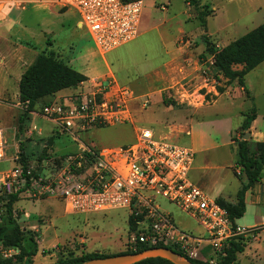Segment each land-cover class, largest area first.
Masks as SVG:
<instances>
[{"label":"rangeland","instance_id":"374dc122","mask_svg":"<svg viewBox=\"0 0 264 264\" xmlns=\"http://www.w3.org/2000/svg\"><path fill=\"white\" fill-rule=\"evenodd\" d=\"M10 8L14 27L10 28L8 41L33 55L25 63L9 59L11 53L5 51L0 37V129L6 139V158L14 148L19 152L20 144L30 166L42 160L43 152V159L51 163L77 152L72 135L38 113L44 103L58 100L85 81L38 100L26 120H20L28 105L19 99L22 74L40 52L53 51L86 81L103 76L109 67L117 83L128 86L137 98L130 103L131 123L79 132L75 135L79 143L99 149L116 148L133 143L137 128L150 129L155 136L192 148L195 156L189 179L209 198L236 203L240 180L245 177L230 167L238 142H250L251 130L244 138L247 132L243 134L240 129L245 116L255 114L257 141L264 142V61L246 74L244 92L236 81L217 74L213 58L205 51L203 35L218 48L227 46L264 23V0H196L192 6L186 0H143L138 38L103 56L88 32L76 27L79 16L75 11L61 9L53 0H0V13ZM198 12L205 17L206 31ZM4 51L5 55L1 54ZM234 69L240 70L241 66ZM145 101L148 104L142 107ZM33 126L37 131L26 136ZM255 140L249 143L250 150L256 147ZM47 142L50 146L45 151ZM14 166L12 161L0 163V174ZM261 178L264 190V166ZM258 190L259 185L251 198L258 205L248 199L242 217L235 220V225L242 228L257 226L255 237L244 239V251L238 254L236 264H264V195ZM18 198L13 209L21 230L39 235L37 255L24 259L22 264H54L92 252L114 255L134 251L128 242L135 232L129 229L127 210L68 214L57 199ZM156 203L182 230L202 233L179 209L161 198ZM2 211L0 205V214ZM25 211L30 214L27 219L23 217ZM15 250L0 244V260L17 256Z\"/></svg>","mask_w":264,"mask_h":264},{"label":"built area","instance_id":"2783aa9c","mask_svg":"<svg viewBox=\"0 0 264 264\" xmlns=\"http://www.w3.org/2000/svg\"><path fill=\"white\" fill-rule=\"evenodd\" d=\"M61 9L79 16L97 52L105 55L131 41L138 34L143 0H53ZM137 99L110 76L85 81L77 89L50 102L38 113L61 131L72 135L77 152L67 154L60 166L35 161L25 168L16 149L10 160L15 166L0 174V195H25L30 199L53 198L62 202L68 214H92L124 209L141 217L128 242L136 250L148 247H178L189 259L214 264L224 256L227 242L236 237H255L256 227L242 228L227 211L189 179L194 151L147 128H137L135 141L116 148H95L79 143L75 135L93 128L131 123L130 103ZM148 101L141 104L145 107ZM32 127L25 135L30 136ZM14 140V134H13ZM6 139L0 129V163L6 158ZM37 170H46L37 175ZM165 200L188 216L205 236H193L179 229L163 214L156 201ZM212 256L205 259L203 248ZM17 252V250H15Z\"/></svg>","mask_w":264,"mask_h":264},{"label":"trees","instance_id":"16d2710c","mask_svg":"<svg viewBox=\"0 0 264 264\" xmlns=\"http://www.w3.org/2000/svg\"><path fill=\"white\" fill-rule=\"evenodd\" d=\"M135 1V0H122ZM189 5H196V0H186ZM198 20L201 27L206 31V20L202 12H198ZM205 43V51L213 58V66L217 74L227 79L228 81H236L242 91H246L244 87V78L248 72L253 70L264 61V23L249 31L240 38L234 40L223 48H218L209 42L208 37L203 35ZM235 66H241L240 70L234 69ZM218 79V77H217ZM87 79L84 75L73 71L65 65L60 57L53 53V51L40 52L33 63L22 74L19 83V99L20 102H28L27 108L23 114L20 115L21 123L26 120L28 114L33 110L35 103L48 96L56 93L59 90L69 87H76L80 82ZM50 102L44 103L39 111ZM255 119V114L245 116L241 131L243 134L249 131L252 121ZM50 142L44 147L45 151L49 148ZM19 162L25 168L28 164L24 154V146H19ZM46 156L43 152L40 156L39 162L43 161ZM64 156L54 159L52 163L58 165L63 160ZM46 160V159H45ZM48 161V160H47ZM264 166V142H258L255 151L250 153L247 147V142L241 140L237 144L235 167L240 170L245 177L244 182H241V188L237 192L236 203L229 204L219 199L216 202L219 206L224 208L230 220L235 223V220L242 217L245 211L244 196L245 193L253 188L256 184L261 182V172ZM19 194L0 195V205L3 211L0 214V244L4 248H14L18 250L17 256L7 260H0V264H22L24 259L35 257L38 253L37 232L28 230H21L18 224V214L13 209L14 204L18 201ZM141 217H134L130 215L128 218L129 229L138 234V226L136 221ZM244 238L236 237L227 242L224 249L223 258H217L214 264H236L238 254L244 251ZM165 247L163 245H156L148 247L139 244L134 251H125L114 255H107L97 252L82 254L79 258L68 261H59L54 264H81L93 260H101L110 256L121 254L138 253L149 248ZM180 255L187 258L192 264H209L189 259L186 254L178 247H166ZM136 264H171L170 262L160 259H146Z\"/></svg>","mask_w":264,"mask_h":264},{"label":"crops","instance_id":"0c3cea01","mask_svg":"<svg viewBox=\"0 0 264 264\" xmlns=\"http://www.w3.org/2000/svg\"><path fill=\"white\" fill-rule=\"evenodd\" d=\"M10 7V6H9ZM14 8L15 9H17V8H19V7H17V6H14ZM10 14H11V8L10 9H4V11H2L1 13H0V33H2V35H0V37H2L3 39H2V41L4 42V45H5V47H6V49H5V51L6 52H10L11 54H9L8 53V58L9 59H11V58H13L14 60H16L18 63L21 61H24V63H25V61H27L28 59L30 60L31 58H32V55L33 54H29V52H27L26 50L24 51L22 48H21V46H19V44H17V45H15L16 44V42H12V43H10L9 41H8V34L10 33V28L11 27H14V26H12L13 25V21H12V19H11V17H10ZM76 27L77 28H79V24H78V22H77V24H76ZM138 38V36L133 40V41H135L136 39ZM133 41H131V42H133ZM131 42H129V43H131ZM128 44V43H127ZM2 45V44H1ZM126 45V44H125ZM3 46V45H2ZM2 52L1 54H3V55H5V53L6 52ZM23 52H25V54H23ZM101 56H103V55H101ZM32 60V59H31ZM1 61H4V60H1ZM103 76H110V77H112L114 80H115V78H114V75H113V73H112V71L110 70V68L109 67H107V73H105ZM102 75L101 76H99V77H96V78H100V77H103ZM91 79H93V78H91ZM116 81V80H115ZM116 83H117V81H116ZM118 85H120L119 83H117ZM124 86H126V85H124ZM126 87H128V86H126ZM129 88V87H128ZM130 89V88H129ZM241 90H242V88H240ZM131 90V89H130ZM132 91V90H131ZM133 92V91H132ZM134 93V92H133ZM39 116V115H38ZM256 122H257V120H256V116H255V119L252 121V123H251V125H250V130H251V135H250V133H249V135H250V142L252 141V139L253 138H256V143H254V145L256 146V144L258 143V142H261V141H257V138L258 137H256V134H255V128H256ZM186 134H188V131L186 132ZM244 137V136H243ZM249 142V143H250ZM231 142L229 141L228 142V145L230 144ZM249 143L247 144V147H248V150H249V152L250 153H253L254 151H255V148L254 149H252V150H250L251 149V147H249ZM46 145H48V142L46 143ZM229 147V146H228ZM192 149V148H191ZM232 153V152H231ZM233 156H234V159H233V164H232V166L230 167V169L232 168V167H234V168H236L235 167V160H236V153L234 154L233 153ZM5 161H10L11 162V160H10V157L9 158H7ZM4 162V161H3ZM13 162V161H12ZM2 163V162H1ZM47 163L49 164L50 162L49 161H47ZM193 163H194V161H193ZM236 169H238V168H236ZM193 170V165H192V169H191V171ZM194 170H196L195 168H194ZM239 170V169H238ZM190 171V172H191ZM239 172H240V170H239ZM238 172V173H239ZM6 173V172H5ZM190 174V173H189ZM192 180H194V181H196L195 179H192ZM241 181V180H240ZM243 182H244V180H242ZM241 181V182H242ZM197 182V181H196ZM241 182H240V184H241ZM195 184H197V183H195ZM257 185H259V190H258V192L259 193H262L263 195H264V190H263V186H262V184H260V183H258V184H256L253 188H250L246 193H245V196H244V203H245V205H246V203H247V200L249 199L250 200V202L251 203H253V204H256V205H258V203H256V202H253L252 201V199L251 198H253L254 197V195H256V189H257ZM19 196H21V195H19ZM219 198V197H218ZM17 203V202H16ZM15 203V204H16ZM14 204V205H15ZM30 216V214H28L26 211L24 212V214H23V217H25V219H27L28 217ZM177 227H178V225H177ZM179 229H181L180 227H178ZM182 230V229H181ZM184 231V230H183ZM184 232H186V231H184ZM186 233H188V234H191V235H193V236H198V237H200V236H205V233L202 231V233H196V234H192V233H190V232H186ZM203 255H204V257H205V259H208L209 257H211L212 256V254H211V252H210V250H209V248H208V246L207 247H205V248H203Z\"/></svg>","mask_w":264,"mask_h":264},{"label":"water","instance_id":"95a60500","mask_svg":"<svg viewBox=\"0 0 264 264\" xmlns=\"http://www.w3.org/2000/svg\"><path fill=\"white\" fill-rule=\"evenodd\" d=\"M248 136V132L244 134V138H247ZM45 173L46 170L36 171L37 175H44ZM154 258L166 260L171 264H192L184 256L166 247L149 248L138 253L115 255L105 259L93 260L81 264H136L143 260Z\"/></svg>","mask_w":264,"mask_h":264}]
</instances>
